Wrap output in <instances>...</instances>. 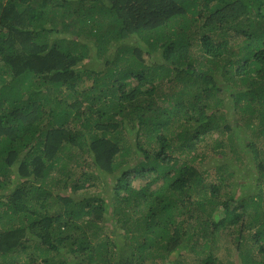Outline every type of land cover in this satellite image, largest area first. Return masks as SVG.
Segmentation results:
<instances>
[{
  "label": "trees",
  "instance_id": "trees-1",
  "mask_svg": "<svg viewBox=\"0 0 264 264\" xmlns=\"http://www.w3.org/2000/svg\"><path fill=\"white\" fill-rule=\"evenodd\" d=\"M240 221L264 264V0H0V264H221Z\"/></svg>",
  "mask_w": 264,
  "mask_h": 264
},
{
  "label": "rangeland",
  "instance_id": "rangeland-1",
  "mask_svg": "<svg viewBox=\"0 0 264 264\" xmlns=\"http://www.w3.org/2000/svg\"><path fill=\"white\" fill-rule=\"evenodd\" d=\"M71 6H73V4L71 5ZM197 22V24H199V23H201L202 22V20H200V21H196ZM195 27V26H194ZM196 28H193V30H195ZM202 31V29H199V33ZM84 39V38H83ZM239 41H241V39L240 38H238V39H236V40H234V41H232L231 42V44H233V45H235L237 42H239ZM235 50V49H234ZM88 84H89V81H87V80H85L84 79V77L82 78V79H80L79 81H78V89L77 90H79V91H81V89H85L87 86H88ZM241 82L240 81H237L236 82V86H237V88H239V87H241ZM212 163L213 162H210L209 161V164L207 163L205 166H208V170H211V171H209V173L210 174H208V173H206L205 175H204V179H205V181L208 183V182H210L212 179L214 180V181H216V178L215 177H213V174H214V170L211 168L212 167ZM209 168H211V169H209ZM251 185L253 184V181H251V183H250ZM244 189H245V191H250V190H246V188L244 187ZM252 189H254V188H252ZM242 192V191H241ZM253 192H258L256 189H254V191ZM236 198V197H235ZM186 200H189V199H191V201L193 200L192 198H185ZM199 214L198 213V211H196L195 212V214ZM204 217H206L205 215H204ZM245 219H248V218H245ZM248 222H249V220H247ZM241 223H242V221H240V222H238V223H236V224H231L230 226H229V231H227V232H225V231H223L219 236V238L217 239V241H216V246H217V248H218V254H217V258L219 259V260H221V264H228L227 263V261L229 262V264H236L237 263V261L240 259V252L241 251H239V249L237 248V244L239 243L238 241H240L241 243H242V246H243V248H245V250H246V245H247V242H245V241H248V239H249V236H247V234L249 233V232H251L252 233V231H253V229H252V231H250L249 230V228L248 227H244V229L243 230H241L242 231V233L240 234V237L241 236H243V238H240V239H237V236L239 235V233L241 232V231H239V233H237L235 230H236V228L238 227V226H240L241 225ZM243 223H245V220L243 221ZM111 228V227H110ZM239 228V227H238ZM246 229V230H245ZM111 230H113L112 228H111ZM101 235H109V236H113V232H110V229L108 230H103V231H101V233H100ZM111 240H117V243H122V242H124L125 241V237L124 236H122V235H115V236H113V239L112 238H110ZM126 242H127V239H126ZM191 244V246H192V243H190ZM190 248V247H189ZM242 248V249H243ZM173 254H176V253H173ZM194 252H193V250L190 248V251L189 252H184L183 253V256L185 257V256H188L187 258H189L190 256L191 257H194ZM179 256H181V253H179ZM190 260H192V258H190ZM54 264H58V260H56L55 262H54ZM165 264H170V263H165Z\"/></svg>",
  "mask_w": 264,
  "mask_h": 264
}]
</instances>
